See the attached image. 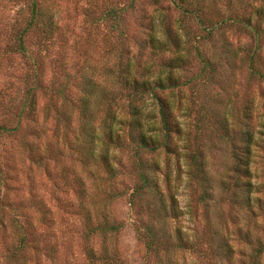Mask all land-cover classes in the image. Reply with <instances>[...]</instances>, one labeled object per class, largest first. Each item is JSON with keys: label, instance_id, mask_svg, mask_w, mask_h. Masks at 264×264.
Returning a JSON list of instances; mask_svg holds the SVG:
<instances>
[{"label": "rangeland", "instance_id": "rangeland-1", "mask_svg": "<svg viewBox=\"0 0 264 264\" xmlns=\"http://www.w3.org/2000/svg\"><path fill=\"white\" fill-rule=\"evenodd\" d=\"M201 1L207 6L206 19H216L217 13L239 11L244 16L251 15L261 30L255 36L251 29L227 22L221 32L205 40L206 32L199 29L195 19H185L181 25L186 26L192 37L199 38L196 43L213 58L218 72L205 88L182 87L175 114L186 133L190 130V152L197 151L203 156L212 177L226 178L231 175L233 163L232 141H227L216 125L197 126L199 112L194 110L199 109L197 105L212 108L217 101L224 100L229 111L230 138L240 144L241 136L237 132L244 129L243 112L249 107L253 115L251 124L255 131L261 132L254 134L260 144L254 146L252 170L257 181H264V82L249 73L253 51L257 53L253 64L264 71V0ZM34 2L45 15L43 18L52 19V34L36 25L27 30L34 14ZM162 4L166 7L169 2L163 0ZM155 8H159L155 0H0V125L9 130L0 133V264H154L156 261L137 238L135 227L140 215L128 203L135 176L129 168L132 162L126 150H114L116 177L109 178L101 170L88 177L81 171L78 149L73 142L82 78L88 77L92 68L98 69L97 61L109 63L113 54L137 56L146 19ZM110 9L117 11V20L106 15ZM34 17L42 18L40 14ZM19 37L25 51L18 46ZM110 40L116 45L108 46ZM222 51H227L226 56ZM228 58L232 59L234 68L227 64ZM189 63L192 70L201 67L195 54L190 55ZM27 91L35 93L33 114L28 113ZM192 99L197 105L194 106ZM190 108L193 112L185 116ZM150 109L157 112L153 104H148L146 111ZM118 111L120 116L127 117L124 109ZM62 117H66V126ZM185 139L186 136H181L175 140L179 157H168L163 151L150 157L161 166L162 171L156 175L161 178L164 190L163 173L170 171V192L175 194L182 211L176 224L189 234H200L204 225L203 207L195 203L199 190L188 178L189 161L182 156L186 151ZM77 178L83 182V198ZM121 190L126 194L120 195ZM81 206L84 212L89 211L93 222L99 223L105 217L120 228L107 235H89ZM220 208L224 213L230 211L226 203ZM234 210L240 214L239 209ZM213 219L217 222L214 216ZM238 225H243V221L217 222L214 227L220 233H230L234 237L233 246L242 248L241 240L235 236ZM250 229L257 233L251 226ZM102 247L106 249L105 259L90 262L89 249L93 248L97 257H101ZM179 260L185 264H211L210 259L189 251Z\"/></svg>", "mask_w": 264, "mask_h": 264}, {"label": "trees", "instance_id": "trees-1", "mask_svg": "<svg viewBox=\"0 0 264 264\" xmlns=\"http://www.w3.org/2000/svg\"><path fill=\"white\" fill-rule=\"evenodd\" d=\"M155 1L159 8L153 9L151 17L146 19L145 33L143 32L144 36L138 44L140 53L137 56L113 54L109 63L97 61L98 69L92 68L90 75L82 78L77 127L73 139L78 149L81 171L90 177L101 170L109 178H114L118 174L113 164L116 160L114 150H126L128 159L132 162L129 168L135 176V182L128 193V203L138 209L140 217L135 227L137 238L144 243L146 251L156 257L154 264H185L179 257L186 251L193 252L202 259H210L211 264H264V181H257L252 170L254 146L260 144L254 134L261 132L255 131L251 124L253 115L250 108H244V129L237 132L241 136L240 144H237L230 138L227 126V103L220 99L216 104L218 107L208 108L206 104L197 105V101L192 99L194 106H199V109L197 107L194 110L199 112L197 126L213 128L212 125H216L226 140L232 141L233 163L230 167L231 175L226 178L212 177L203 156L197 151L190 152V130L186 133L175 114L180 103L178 92L182 87L205 88L213 82L218 72L213 58L202 52L196 43L199 38L192 37L186 26L181 25L184 20L195 19L199 29L206 32V37H203L205 40H210L213 33L221 32L227 22L242 25L244 29L249 28L255 36L261 30L259 24L253 22L251 15L244 16L239 11H231L227 15L217 13L216 19H206L207 6L201 0H167L169 5L166 7L162 4L163 0ZM32 13L34 14L27 24V30L36 25L52 34V19L43 18L45 15L38 11L35 2ZM37 14L42 18L36 19L34 16ZM106 15H113L116 20L119 16L115 9L108 10ZM116 22L112 23L113 27ZM25 31L26 27L23 32ZM19 38L18 46L25 51L21 37ZM110 45L115 46L116 42L110 40L108 46ZM226 53L227 51H222L225 56ZM192 54L196 55L197 63L201 65L197 70H192L189 63ZM256 54L253 51L250 55L249 73L264 82V71L253 64ZM227 61L229 67L234 68L232 59L228 58ZM28 91L27 99L25 98L28 101L27 109L29 114H33L35 93L30 94ZM148 104H153L157 112L151 109L146 111ZM23 106L26 107V104ZM192 106L193 103H190V107ZM119 108L125 110L126 118L120 116ZM192 112L193 108H190L184 115L188 116ZM62 120L66 126V117H62ZM7 129L0 125V133L9 131ZM181 136H186V143L183 145L186 151L182 156L191 164L189 166L187 163V176L193 181V187L199 190L195 203H200L203 207L201 215L204 225L200 234H189L176 224L182 211L175 194L170 192V171L165 170L163 173L164 190L161 178L156 175L162 171L161 166L158 160L150 157L160 151L168 157H179L175 140ZM77 184L83 198V182L80 178H77ZM124 193L126 191H120V195ZM222 203H226L230 211L224 213L220 208ZM137 204H140L139 207ZM213 208H216L214 215ZM81 209L91 236L111 234L120 228V225L110 223L105 217L99 223L93 222L89 211L86 210L85 213L83 206ZM234 209H239L240 214H236L237 210ZM213 216L217 222L243 221V225L235 228V236L241 240L242 248L233 246L231 241L234 237L230 233H220L214 227L217 222H214ZM21 239L22 244L24 238ZM102 248L101 257H97L93 248L89 249L90 262L105 259L106 249Z\"/></svg>", "mask_w": 264, "mask_h": 264}]
</instances>
